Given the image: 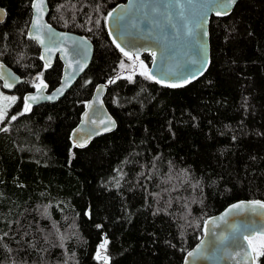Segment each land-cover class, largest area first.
<instances>
[{
  "label": "trees",
  "instance_id": "obj_1",
  "mask_svg": "<svg viewBox=\"0 0 264 264\" xmlns=\"http://www.w3.org/2000/svg\"><path fill=\"white\" fill-rule=\"evenodd\" d=\"M31 1L0 0V61L24 79L0 124V264H103L104 239L109 264H181L205 218L264 201V0L209 19V64L178 88L139 71L108 84L132 74L104 25L124 0H47L46 21L89 39L92 57L60 99L21 116L35 77L49 91L61 72L27 38ZM139 60L148 68V54ZM101 82L115 128L75 148L69 133Z\"/></svg>",
  "mask_w": 264,
  "mask_h": 264
},
{
  "label": "water",
  "instance_id": "obj_2",
  "mask_svg": "<svg viewBox=\"0 0 264 264\" xmlns=\"http://www.w3.org/2000/svg\"><path fill=\"white\" fill-rule=\"evenodd\" d=\"M238 1V0H237ZM34 0L31 1V14L29 23L26 28V35L29 39V34L35 35L36 32L31 27V22L36 16V11L32 7ZM185 5V18H180L178 15L179 9L175 7V0H132V5H129V0H124L123 2L115 5L110 9L107 14L115 9L113 16H116L121 13L120 6H129L133 7L134 16L130 19H136L140 21L139 29L128 27L126 29L117 30L115 21L110 19L107 23L104 19V25L106 33L112 43L113 37H117V43H120L126 51L139 54V57L143 54H148L150 56V62L148 69L151 71L157 79L163 80L165 83H179L183 82V78L190 76L191 73L197 71L199 64L193 65L192 60H198L199 57L196 54V45L191 37L185 35V22L190 17V15L198 10V5L203 3V0H194V3L190 6L187 3V0H181ZM45 13L43 16V23L49 24L46 21V16L48 13L47 0H45ZM140 5H147L149 7L140 9ZM165 5H169L165 9ZM151 6H158L160 8V13L156 15H150L145 19L144 12H149ZM234 7V6H233ZM232 7V8H233ZM231 8V10H232ZM230 10V12H231ZM167 12H170L171 20L167 18ZM105 15V17L107 16ZM5 12L0 8V21L4 18ZM104 17V18H105ZM211 17H218L214 14H209L208 22L206 25L208 33V23ZM224 17V16H221ZM50 25V24H49ZM55 33L58 34V37L54 38L55 43H50L48 41V36L46 31H41V36L45 40V45L52 48L51 52L46 53L44 51V46L39 45L35 42L39 50V59L41 56H45L46 59L50 60L51 65L53 64L55 58L61 64V72L58 84L51 90H45L43 95H55V98L52 100H40L39 102L33 103L32 106L41 104V103H53L60 99L65 92L72 86L75 80L86 70L90 59L92 57L93 46L89 39L86 37L64 29H58L51 25ZM112 29V36L109 35V29ZM125 31L127 34H125ZM66 34L67 39L64 38ZM73 41H81V48L84 49V54L81 56H75L73 53ZM113 44V43H112ZM207 44V66L209 64V45H208V35L206 37ZM114 45V44H113ZM115 46V45H114ZM64 49V52L60 51ZM118 50V49H117ZM119 51V50H118ZM65 52L67 53L65 55ZM120 52V51H119ZM151 52L156 53L154 58L151 55ZM121 53V52H120ZM122 54V53H121ZM123 55V54H122ZM155 59V63H153ZM79 60L83 66V70H80V67L77 65L76 61ZM42 65L44 66L45 61L41 60ZM71 63V67H68ZM0 64L4 65L3 69L6 77L8 78L9 83H13L14 86L11 89H6L2 87L3 81H0V87L7 92H13L15 88L24 81V79L14 73L8 66L0 61ZM206 66V68H207ZM206 70V69H205ZM204 70V71H205ZM203 71V72H204ZM8 73L12 75L7 76ZM200 75H197L199 77ZM196 77V78H197ZM195 78V79H196ZM192 79L191 81H193ZM153 81V80H151ZM155 82V81H153ZM156 83V82H155ZM158 84V83H157ZM63 85V93L58 94L57 89H60ZM101 85H106V83H97L94 85L93 90L89 98L84 102L83 110L79 115L77 124L71 129L69 133V141L73 145V142L77 143L87 142L86 145L93 139L110 133L114 130L104 131L105 124L100 123L102 120L107 121L109 118L115 122L114 118L109 114L103 103V96L105 94L106 87L102 92L97 93V88ZM162 85V84H160ZM36 89L33 88L31 91L26 92L23 96L26 95H35ZM95 121V123H93ZM75 133V135H73ZM99 133V134H97ZM83 148V147H75ZM253 200H236L215 214H212L204 219L201 226V234L196 242L184 253L181 264H185V259L189 260V264H245V257L243 255L244 251L247 250V243L243 242V248H237L232 243V225H241L243 223H248L250 220H256L258 224L264 225V216H259L257 213H252L249 210H241L239 213L233 211L225 216V213L232 207V205L239 202H249ZM262 201V200H259ZM264 202V201H262ZM221 217H224L222 220ZM207 225V231H206ZM227 237V239L220 240L218 237ZM203 241V243H202ZM211 241H215L213 245ZM198 248L204 249V255L199 259H194L187 256V253L190 251H196ZM239 251L241 254L235 256V259L232 256ZM247 264H252L251 260L247 261Z\"/></svg>",
  "mask_w": 264,
  "mask_h": 264
},
{
  "label": "snow or ice",
  "instance_id": "obj_3",
  "mask_svg": "<svg viewBox=\"0 0 264 264\" xmlns=\"http://www.w3.org/2000/svg\"><path fill=\"white\" fill-rule=\"evenodd\" d=\"M237 0H203V3L198 5V10L194 11L190 17L185 22V35L192 38V40L195 42L196 45V54L199 57L198 60H192L191 63L193 65L199 64V68H197V71L194 73H191L190 76H186L183 78V82L179 83H165L163 80L157 79L154 75H152L151 71L147 68L146 65H144L143 61H139V54L132 53L130 51H126L124 47L121 46L120 43H117V37H113L112 43L115 45V47L123 54L124 57L128 58L130 61H134L131 65H125L124 61H120V68L122 70L126 68H130L132 70V74L128 75L126 77H122L121 75H117L115 79H110L108 81V84H112L116 82V79L125 78L128 79L130 82L133 79V76L139 71V75L143 76L147 80H153L158 84H162L165 87L170 88H178L183 87L185 84L190 83L192 79H195L197 75H202L203 71L206 69L208 60H207V44H206V37L208 35L207 33V22L209 14H214L215 16L221 17V16H227L230 14L231 8L236 4ZM188 5H192L194 3V0H187ZM129 5H132V0H129ZM32 7L36 11V16L31 22L32 29L35 30L36 34L32 35L29 34V39H32L36 41L39 45L44 46V51L46 53L51 52L52 48L45 45V40L41 36V31H46L48 36V41L50 43H55L54 38L58 37V34L54 32L51 25L43 23V16L45 13V0H34ZM62 7V5L60 6ZM121 7V13L113 16V13L115 12V9L107 14V16L104 18L105 22L107 23L110 19H113L115 21V25L117 30L120 29H126L128 27L139 29L140 21L136 19H130V17L134 16L133 13V7L129 6H120ZM149 7L147 5H140V9L143 10L144 8ZM165 9L169 7V5L164 6ZM175 7L179 9L178 15L180 18H185V5L181 2V0H175ZM60 8H57V11H59ZM160 13V8L158 6H151L149 12H144L145 19L149 17L150 15H156ZM167 18L171 20V13L167 12ZM2 22V21H0ZM97 26H99V20L96 21ZM91 31V29H88ZM112 29H109V35L112 36ZM125 34L127 32L125 31ZM64 35V38L67 39L66 34H60ZM81 41H73V53L75 56H81L84 54V49L81 48ZM60 51L64 52V49H60ZM67 53L65 52V55ZM151 55L155 58L156 53L151 52ZM41 60L45 61L44 67L47 69L51 66L50 60L46 59L45 56L40 57ZM135 61H139V68L137 69ZM77 65L80 67V70H83V66L79 60L76 61ZM155 63V59L153 61ZM68 67H71V63H69ZM4 65L0 64V69H3ZM12 74L8 73L7 76L10 77ZM43 73L38 74L35 77V82L32 83V87L36 89L35 95H26L23 97V110L19 113V115H24L27 112H30L32 109V104L39 102L40 100H52L55 98V95H49L44 96L43 92L47 89V85L44 83L42 79ZM0 81H3L2 87L6 89H11L14 84L9 83L8 78L6 77V74L4 71H0ZM25 83H28L25 81ZM90 83V81H89ZM106 87V85H101L97 88V93H100L103 91V89ZM58 94L63 93V85L60 89L56 90ZM0 98H2L3 101H6V104L0 103V124H3L5 119L8 117V111L11 105L15 104L18 97L16 96H6L3 95V93H0ZM17 115H12L9 123L11 121H15L17 119ZM95 123V121H93ZM100 123L105 124L104 131H110L112 128L115 127V122L112 121L110 118L107 121H101ZM9 129L8 127L0 128V131L7 132ZM99 134V133H97ZM75 135V133L73 134ZM86 141L83 143H77L76 141L73 142V147H85ZM249 210L252 213H257L259 216H264V202L259 200H253L249 201L247 203L245 202H239L234 205L228 210L227 213H225V216H227L229 213L236 211L239 213L241 210ZM223 220L224 217H221ZM99 228L100 225H97ZM232 243L237 248H243L244 244L243 242L247 243V250L244 251L243 255L245 257V264H247V261L250 259L252 264H260V260L262 257H264V225L258 224L256 220H250L248 223H243L239 226L232 225ZM206 231H207V225H206ZM220 240L227 239V237H218ZM109 241L107 239H104L102 243L99 244L95 259L97 261H103V264H109V257L106 255L107 252V245ZM203 243V241H202ZM211 243L214 245L215 241H211ZM241 253L237 251L234 256H232L233 259H235V256H239ZM204 255V249L198 248L196 251H190L187 253L188 257L199 259ZM185 264H189V260L185 259Z\"/></svg>",
  "mask_w": 264,
  "mask_h": 264
},
{
  "label": "rangeland",
  "instance_id": "obj_4",
  "mask_svg": "<svg viewBox=\"0 0 264 264\" xmlns=\"http://www.w3.org/2000/svg\"><path fill=\"white\" fill-rule=\"evenodd\" d=\"M139 61L135 62L137 69L139 68ZM36 82L38 83V81H36ZM0 93H3V95H6V96H16L17 97V94L15 92L4 91L1 87H0ZM0 103L6 104L7 102L3 101L2 98H0Z\"/></svg>",
  "mask_w": 264,
  "mask_h": 264
}]
</instances>
